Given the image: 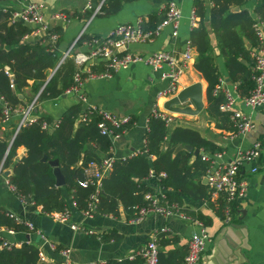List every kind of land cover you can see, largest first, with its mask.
<instances>
[{
  "label": "crops",
  "instance_id": "obj_1",
  "mask_svg": "<svg viewBox=\"0 0 264 264\" xmlns=\"http://www.w3.org/2000/svg\"><path fill=\"white\" fill-rule=\"evenodd\" d=\"M35 1L44 4L45 20L49 27L53 30L61 29V33H57L59 36L57 49L62 56L74 44L75 51H88L94 46L95 38L102 39L110 36L115 28L122 24H139L140 19L143 22L147 21L151 13L166 11L170 2H176L183 10L178 36H172V27L167 26L153 40L132 44L130 47L132 53L148 56L159 50L182 52L191 38L193 29L198 27L201 22V17L197 16V25L191 26L194 0L126 2L117 14L108 17L103 16L100 12L103 0L96 8L93 7V0ZM258 2L259 0H248L243 6L253 15L251 16L253 20L257 21L261 18L256 11ZM0 5L6 9L18 7L17 0H2ZM205 6L209 11L213 6V1L205 0ZM233 10H240V7H234ZM89 11L91 15H88ZM56 16L64 17L56 18ZM12 21L19 22L13 19ZM205 25L210 31L212 44L215 48V61L220 73L218 89L224 95L225 91L229 90L237 97L236 107L249 113L255 126L250 132L239 135L231 134L227 129L216 126V122L210 118L206 111L208 82L195 67L198 53L193 47L194 59L181 78L178 92L193 83L202 82L204 109L195 116L173 113L176 115L175 121L172 126L167 128L169 134L177 127L198 132L203 138L223 149V159L227 162L233 160L239 150H247L258 142L262 144V154L259 160L260 169L250 177L251 186L248 195L242 202L238 203V208L233 213L231 222L226 223L225 211L219 212L218 210L219 205L216 202L222 196L219 198L211 196L212 200L210 201L193 199L190 195L175 191L172 187L164 188L155 176H150L144 179L143 183L160 193L178 195L181 201L175 204L180 208V213L188 216V218L180 216L167 218L161 214L153 213L141 220H135L136 212L130 206L135 198L130 195V190L123 200L119 193L113 189L109 190V200L104 202L92 217H86L82 210L73 205V197L64 188L70 209V220L68 223L55 221V225L48 235L41 226L42 217L48 216V214L43 213L41 207L31 202L22 201L8 185L5 173L7 170H3L4 173L0 177V208L16 214L23 220L34 223L37 228L42 230L45 237L43 238L39 233L29 230L19 232L14 230L15 233L0 232V235H4L12 243V247H21L23 243L38 246L42 253H39L37 264H138L141 261L139 256L135 259L130 258V256L136 254L153 236L157 238L160 231L157 241L162 256V264H181L187 254L190 238L194 233L200 231L201 224H203L210 234L211 241L202 256L201 264H264V107L255 110L244 107L239 88L240 82L234 81L230 77L226 58L220 55L217 39L212 32L210 16L205 17ZM261 30L264 35V26ZM245 42L250 50L252 61L242 57L239 59L244 65L253 69L257 47L247 37ZM76 69H78L77 66ZM167 69L168 66L165 65L162 69L154 71L149 65L140 62L132 64L127 69L113 71V75L108 78H86L83 75L84 81L81 92L87 98V105L82 103L83 107L95 105L119 119L129 118L134 121L131 131L122 137L112 138L114 142L110 154L99 153L100 157L112 156L114 160L126 159L135 155L136 151L144 149L146 134L149 132L150 116L155 109L165 110V101L175 95L168 97L160 95L168 88V81L161 78L163 71ZM8 70L10 69L6 67L7 75H9ZM10 72L12 75L14 74L11 70ZM53 73L55 72L53 71ZM10 77L15 81L14 75ZM29 83L32 85L33 80H29ZM19 95L27 105H30L40 94L34 95L31 86H28ZM76 102H80L78 94L66 92L58 99H48L38 103L37 106H39V111L42 114L54 118L55 125L58 119ZM188 104L192 105L191 102ZM22 107L20 106L18 109ZM31 116L33 119H38L40 114L36 113L35 109ZM12 122L18 125L17 116H13ZM1 127L0 136L3 137L5 132L11 130V122L4 123ZM77 127L78 124H76ZM180 145L183 144L178 146ZM177 148L176 152L186 150L184 148L178 150ZM196 150L198 149L194 148L192 151L191 164L198 155L195 154ZM198 151L199 154L203 153ZM26 154L27 148L25 146L19 147L17 159H22ZM249 168L250 166L246 165L243 172H249ZM205 176L203 175L197 184L205 187L208 191ZM135 180L140 179L135 178ZM190 193L195 195L196 192L191 191ZM72 223L81 224L89 231H75L70 226ZM163 228H168V230L162 231ZM64 250L70 252L66 255Z\"/></svg>",
  "mask_w": 264,
  "mask_h": 264
},
{
  "label": "trees",
  "instance_id": "obj_2",
  "mask_svg": "<svg viewBox=\"0 0 264 264\" xmlns=\"http://www.w3.org/2000/svg\"><path fill=\"white\" fill-rule=\"evenodd\" d=\"M133 1L137 0H103L100 12L103 16H113L123 8L124 3ZM212 1L213 6L208 11L205 0H194V11L201 17V22L193 29L190 40L198 53L195 67L208 82L206 111L218 128L227 129L232 134L236 133L237 128L231 113L220 108L226 98L218 89L220 73L216 66L210 31L205 25V17L210 16L220 55L226 58L231 79L240 82L241 97L245 98L255 88L254 70L244 65L239 58L252 61L250 50L246 46V37L257 48L261 43L256 24L264 19V0H259L256 6L257 14L261 16L259 21L253 20L249 10L243 8L248 0ZM101 2L102 0H93V7L96 8ZM234 7H240V10H233ZM12 11L13 9L0 5V130L4 125L5 106L10 107L12 112V128L5 132L3 137L0 136V166L7 170L5 173L15 194L23 201L41 207L45 214L63 212L68 207L64 188L71 194L80 210H88L94 186L83 187L80 184L85 179L84 169L90 161H101L104 158L100 157L99 153L110 154L114 141L111 136L101 133L99 125L105 121L103 115L100 112L90 113L81 102L72 105L55 125L54 118L42 114L39 106H36L39 118L24 125L16 133L17 124L12 122L13 116H17L19 120L20 114L16 110L27 105L19 93H23L25 87L31 86L34 95L41 92L38 103L58 99L74 85L77 69L74 61L67 59L53 73L62 58L59 50L53 49L46 42L47 36L25 41L24 36L31 29L21 22H13ZM166 11L151 13L149 19L143 22V28L155 30L165 18ZM88 15H91L90 11ZM53 31L61 33L59 28ZM6 67L14 73L15 88H12V79L5 72ZM93 69L96 72H105L107 67L103 62ZM29 80H33L32 85ZM86 112L87 117L83 119ZM44 124H47L48 128H45ZM106 125L114 135L122 137L132 130L134 121L129 120L119 127L106 121ZM179 144H190L202 152L223 151L198 132L188 128L177 127L169 134L166 124L151 115L144 149L129 158L114 160L112 170L102 181L96 210L109 200V190L113 189L119 193L123 200L130 190V195L135 198L130 206L136 212L137 218L139 210L149 204L145 199L146 194L156 192L143 183L144 179L151 176V172L155 173L159 184L166 189L172 187L193 199L212 200L209 191L197 184V181L207 174L210 163L202 159V154H198L191 164L192 152H176ZM21 146L27 148V154L22 159H17V150ZM45 156L47 159H44ZM56 159L65 178V184L62 186L57 185L54 167L50 163ZM161 173L166 176H161ZM135 178L140 180L136 181ZM191 191H195V195H192ZM161 201L172 204L180 203L181 199L178 195L168 193L161 197ZM216 204L219 205V212L230 207L232 213H235L238 208L237 202L230 203L223 195ZM0 228L18 232L28 230L25 224L11 218L3 208H0ZM5 239L4 235H0V264H37L38 246L23 243L21 247L8 248L3 246ZM159 260V264H162L161 253ZM138 264H142V260Z\"/></svg>",
  "mask_w": 264,
  "mask_h": 264
},
{
  "label": "built area",
  "instance_id": "obj_3",
  "mask_svg": "<svg viewBox=\"0 0 264 264\" xmlns=\"http://www.w3.org/2000/svg\"><path fill=\"white\" fill-rule=\"evenodd\" d=\"M18 7L12 11V19L19 21L29 26L31 29L24 36V40L31 41L43 36H47L46 42L50 44L53 49H57V41L59 39L58 34L49 27L48 22L45 20L44 4L35 0H17ZM166 16L157 26L155 30H145L143 28V20L140 19L139 24H122L119 25L111 33L110 36L94 41V46L88 51H75V44L63 54L58 66L54 72L64 63L67 59H72L77 66V72L74 74V85L67 90V93L78 94V99L81 103L87 105V98L81 92L83 84V75L86 78H108L113 75V71L120 69H127L132 64L144 63L149 65L154 71L162 69L165 65L168 69L163 71L161 78L168 81V88L161 92V96H172L176 94L180 87L181 78L187 71L190 62L194 59L193 45L191 40L188 41L186 48L179 53L168 50H159L148 56L132 53L130 47L134 43H142L153 40L161 31L167 27H172V36L177 37L179 34V28L181 19L183 16L182 8L176 2H170L167 6ZM191 26L197 25L198 17L195 11L191 15ZM64 16H56L61 18ZM264 26V19L256 24V31L260 40V45L255 53L254 64V76L255 88L251 94L245 98H242V104L244 107L255 110L264 107V35L261 28ZM105 62L107 71L98 73L94 71L93 67L98 66ZM10 76H13L10 70L7 71ZM53 74V73H52ZM15 86V81L12 79V87ZM38 97L27 106H24L16 111L20 114L19 122L16 128V133L20 129L31 122L36 121L31 114L38 104ZM226 100L221 104V110L231 113V118L237 128L234 135L245 134L250 132L254 126V120L251 115L245 112L243 109L236 107L237 97H235L229 90L225 91ZM90 113L100 112L105 121L100 123L101 133L107 136H111L116 139L119 135L114 133L107 127L106 121L112 125L119 127L122 123L128 122L129 118L119 119L113 114L103 111L95 105H88L84 107ZM12 112L10 107L5 106L3 122L6 124L10 122ZM152 116L160 118L166 126H172L175 121L173 113H169L166 110L155 109ZM87 117V112L83 114V119ZM45 128H48L47 124H44ZM262 144L260 142L255 143L251 148L247 150H239L236 157L227 162L223 159L224 152L217 151L213 153L203 152L202 159L210 163V168L206 174L207 187L210 195L214 198L224 196L225 199L232 202H242L248 195L249 188L251 186L250 177L256 174L259 169V160L262 154ZM142 152L138 150L135 154ZM114 158L112 156L104 157L101 161L92 160L84 169L85 179L80 182L83 187L94 186V192L91 195V203L88 210L83 211L86 217H92L96 212V204L99 199L100 192L102 190V181L110 173L113 168ZM249 165V172H243L245 166ZM3 166H0V177L3 175ZM161 176L165 177V173H161ZM151 176H156L154 172H151ZM7 183L13 189L8 178ZM161 197H164V193L149 192L146 194L145 199L149 202L146 207L139 210L138 217L135 220H141L145 216L153 213H158L163 216L174 217L180 216L182 218H188V216L180 213V208L177 204L163 203ZM23 201V200H22ZM73 205L77 206L73 201ZM226 223H230L233 218L232 209L227 207L225 210ZM8 215L18 222L25 224L29 231L39 233L43 238L44 233L41 229L37 228L34 223L28 220H22L16 214L8 212ZM49 217L55 221L68 223L70 220V209L67 207L65 211L48 214ZM71 228L75 231H89L81 224L72 223ZM168 228H163L162 231H166ZM8 231L15 233L13 229L0 228V232ZM211 241L210 234L207 231L206 226L201 224V229L192 235L188 242V251L184 257L182 264H201L202 256L206 251L208 243ZM4 247H12V243L5 239L3 242ZM70 251L64 250L67 255ZM42 253V251H39ZM160 247L157 242L156 236L139 251L131 255L130 258L135 259L137 256L142 260V264H159Z\"/></svg>",
  "mask_w": 264,
  "mask_h": 264
},
{
  "label": "water",
  "instance_id": "obj_4",
  "mask_svg": "<svg viewBox=\"0 0 264 264\" xmlns=\"http://www.w3.org/2000/svg\"><path fill=\"white\" fill-rule=\"evenodd\" d=\"M39 94H41V92ZM203 96V84L202 82H196L183 88L177 94L167 99L164 103V109L174 114L195 116L201 113L204 109ZM188 102H191L192 105H189ZM183 148L191 152L194 150V147L188 144L180 145L177 149L180 150ZM195 154H199V151L196 150ZM44 159H47V156H45ZM50 163L54 167V174L56 175L57 185H64L65 178L59 166V161L56 159L51 161ZM205 183H207V179H205ZM41 221L42 229L46 234L49 235L53 226L55 225V220L47 215H44Z\"/></svg>",
  "mask_w": 264,
  "mask_h": 264
}]
</instances>
